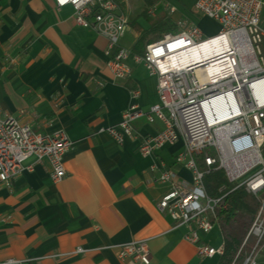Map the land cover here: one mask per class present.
<instances>
[{"label":"crops","instance_id":"0c3cea01","mask_svg":"<svg viewBox=\"0 0 264 264\" xmlns=\"http://www.w3.org/2000/svg\"><path fill=\"white\" fill-rule=\"evenodd\" d=\"M158 1L120 3L129 25L118 48L131 52L151 21L167 17L160 8L155 18L146 15ZM195 2L177 0L174 16L198 27L203 17ZM107 46L96 31L76 25L71 6L0 0V114L38 134L62 131L72 143L59 183L52 182L46 159H31V172L0 184V264H131L119 260L116 249L141 240L147 241L151 264H218L220 256L199 257L196 246L183 238L186 228L157 209L168 186L155 182L149 167H163L178 183L190 182V171L175 163L183 140L144 157L142 140L162 129L159 121L136 120L134 137L122 144L98 133L120 123L133 91L143 112L158 103L156 77L143 64L129 60L126 81L112 76L113 52L106 54ZM199 238L223 247L216 225ZM255 261L264 264V242Z\"/></svg>","mask_w":264,"mask_h":264},{"label":"built area","instance_id":"2783aa9c","mask_svg":"<svg viewBox=\"0 0 264 264\" xmlns=\"http://www.w3.org/2000/svg\"><path fill=\"white\" fill-rule=\"evenodd\" d=\"M125 1L54 0L56 8H73L76 25L106 38V54L113 52L108 69L114 78H129V60L143 64L156 77L157 104L143 112L136 103L139 93L133 91L120 123L100 128L98 133L122 144L134 137L132 124L136 120L159 121L162 129L142 140L139 152L144 157L183 140L175 163L190 171V182L178 183L170 171L157 165H151L149 172L155 182L168 186L157 209L176 227L186 228L183 238L196 246L201 258L223 254V247L200 243V233L208 234L214 228V208L220 201L206 195L204 176L221 170L234 189L243 187L259 196L260 207L247 235L255 236L257 243L243 263L255 264L264 239V0H196L194 10L219 24L217 35L204 39L196 25L178 18L175 25L180 31L148 44L143 55L118 48L129 25L120 10ZM176 1L159 0L145 13L155 18L160 8L170 19L177 12ZM214 39L220 43L210 53L195 54L202 44ZM181 104H189V111L180 112ZM71 146L62 131L38 134L29 125L0 114V184H9L23 171L31 172V159H46L52 182L59 183L66 174L63 157ZM202 153H206L204 168L199 169L195 156ZM116 256L131 264H151L145 240L119 246ZM4 264L27 262L9 260Z\"/></svg>","mask_w":264,"mask_h":264},{"label":"trees","instance_id":"16d2710c","mask_svg":"<svg viewBox=\"0 0 264 264\" xmlns=\"http://www.w3.org/2000/svg\"><path fill=\"white\" fill-rule=\"evenodd\" d=\"M150 4L153 0H145ZM175 23L162 17L150 22L149 30L142 32L131 53L143 55L148 44L160 40L165 34H175ZM264 47V46H263ZM206 153L195 156L199 169L204 168L203 157ZM204 190L208 197L219 199L215 205L213 222L218 226L223 238V254L218 264H243L255 245L250 239L243 245L244 239L259 209V196L247 193L243 187L234 189L235 185L227 180L221 170H214L204 176ZM264 239L262 240V243Z\"/></svg>","mask_w":264,"mask_h":264},{"label":"rangeland","instance_id":"374dc122","mask_svg":"<svg viewBox=\"0 0 264 264\" xmlns=\"http://www.w3.org/2000/svg\"><path fill=\"white\" fill-rule=\"evenodd\" d=\"M139 4H140V3H139ZM179 5H180V7L186 9V7H185L184 5H182V4H180V3H179ZM201 17H203V16H201ZM178 18H180V17H176V16H174V17H172V21L175 23V21H176ZM198 27H199V29L202 31V33H203V38H204V39H207V38H210V37H213V36L217 35L218 31L220 30V26H219V24H218L217 22L212 21V20H209V19H207V18H205V17H203V18H199ZM176 28H177V32H179V31H180V28H178L177 26H176ZM209 151H211V150H209ZM259 207H260V205H259ZM258 210H259V209H258ZM257 213H258V212H257ZM256 215H257V214H256ZM255 218H256V216H255ZM254 221H255V219H254ZM254 221H253V223H254ZM253 223H252V225H253ZM252 225H251L250 229L252 228ZM250 229H249V231H250ZM249 231H248V233H249ZM248 233H247V235H248ZM247 235H246V237H245V239H244L243 245H244V244L247 242V240H249V238H250V239H254V240H255V245H254V247H255V246H256V243H257L256 237L253 236V235L251 234V236L247 238ZM249 241H250V240H249ZM254 247L252 248V250L254 249ZM252 250L249 252V255H250V253L252 252ZM249 255H248V256H249Z\"/></svg>","mask_w":264,"mask_h":264},{"label":"bare ground","instance_id":"6f19581e","mask_svg":"<svg viewBox=\"0 0 264 264\" xmlns=\"http://www.w3.org/2000/svg\"><path fill=\"white\" fill-rule=\"evenodd\" d=\"M219 43H220L219 39H214V40H211L210 42L204 43L195 52V54L200 53V51H202L203 55H207V53H210L212 47L218 46ZM188 111H189V104H181L180 105V112H188Z\"/></svg>","mask_w":264,"mask_h":264}]
</instances>
